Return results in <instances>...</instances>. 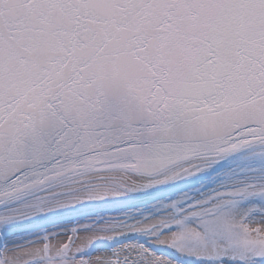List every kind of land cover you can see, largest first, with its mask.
Here are the masks:
<instances>
[{
    "label": "snow or ice",
    "instance_id": "obj_1",
    "mask_svg": "<svg viewBox=\"0 0 264 264\" xmlns=\"http://www.w3.org/2000/svg\"><path fill=\"white\" fill-rule=\"evenodd\" d=\"M0 264H264V0H0Z\"/></svg>",
    "mask_w": 264,
    "mask_h": 264
}]
</instances>
